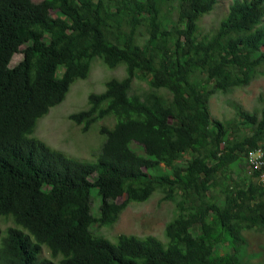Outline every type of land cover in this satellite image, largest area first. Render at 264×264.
I'll list each match as a JSON object with an SVG mask.
<instances>
[{
    "label": "trees",
    "instance_id": "1",
    "mask_svg": "<svg viewBox=\"0 0 264 264\" xmlns=\"http://www.w3.org/2000/svg\"><path fill=\"white\" fill-rule=\"evenodd\" d=\"M165 1L0 0V264H243L241 232L264 231V93L258 118L239 113L254 128L241 141L209 111L214 93L264 76V0H231L211 31L199 21L218 0H178L170 27L158 20ZM95 57L123 65L124 75L68 115L81 132L108 120L89 162L30 135ZM136 78L148 90L130 93ZM256 148L262 165L249 171ZM219 185L220 196L207 194ZM156 189L172 201L180 191L164 241L125 233L112 241L91 230Z\"/></svg>",
    "mask_w": 264,
    "mask_h": 264
},
{
    "label": "rangeland",
    "instance_id": "2",
    "mask_svg": "<svg viewBox=\"0 0 264 264\" xmlns=\"http://www.w3.org/2000/svg\"><path fill=\"white\" fill-rule=\"evenodd\" d=\"M33 1L39 2L40 0ZM230 1L218 0L214 9L201 17L199 21L200 29L203 31L214 29L219 19L226 13ZM52 15H55V13L52 12ZM177 16L178 0H166L159 5L158 20L162 26L170 27L173 24L176 25ZM18 58L19 54H15L11 63L15 62ZM61 70V67H58L56 74L60 75ZM123 75V65L108 68L100 58L95 57L91 60V67L87 77L75 80L70 85L64 99L59 104L50 107L46 114L37 119L34 132L30 136L42 140L49 146L62 151L70 158L93 162L99 153L100 143L104 139L98 132L99 123H108V120H97L87 132H81L79 127L68 119V115L84 109L86 107L87 95L91 92L102 91L106 79L112 77L120 78ZM146 90H148L146 79H134L130 93L141 94ZM156 93L160 94L166 101L170 99L169 94L163 89L156 90ZM263 93L264 76L258 75L252 78L249 84L244 87L231 88L214 93L209 100V111L213 118L228 127H233V138L241 141L243 138L249 136L254 131V128L245 123L240 118L239 113L253 114L258 118L260 110L263 107V102L261 101ZM230 135H228V138ZM132 146L141 152L135 144H132ZM186 155L184 153L177 163L183 164ZM227 167L233 175L239 171L237 160L229 161ZM159 170L164 173L171 172V169L167 167ZM248 170V167H246V175L250 171ZM158 171L154 174H157ZM223 180L221 178V182ZM260 181L264 183V175L260 177ZM220 187L221 185L216 190L210 187L207 194L220 196L221 193L217 191ZM179 194L180 191L175 194L174 201H172L165 197L164 192L156 189L147 200L132 202L127 205L113 224L109 226L92 225L91 230L112 241L115 235L120 233L133 234L139 237L154 235L164 241L163 228L165 223L177 213L175 201L180 198ZM98 205L99 198L95 193V189H92L91 210L96 216L98 215ZM6 225H11V223H7ZM241 233L245 238V244L241 253L243 264H264V231L250 229L243 230ZM230 250L229 248L228 251ZM40 257L48 258V254L42 250Z\"/></svg>",
    "mask_w": 264,
    "mask_h": 264
},
{
    "label": "built area",
    "instance_id": "3",
    "mask_svg": "<svg viewBox=\"0 0 264 264\" xmlns=\"http://www.w3.org/2000/svg\"><path fill=\"white\" fill-rule=\"evenodd\" d=\"M262 150L260 148H256L255 150L248 153V167L251 169H258L262 165ZM261 176L264 175V172L260 174ZM260 176V177H261Z\"/></svg>",
    "mask_w": 264,
    "mask_h": 264
}]
</instances>
